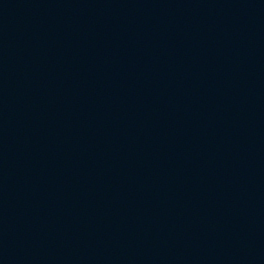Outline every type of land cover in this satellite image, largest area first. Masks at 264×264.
<instances>
[{"label": "water", "instance_id": "water-1", "mask_svg": "<svg viewBox=\"0 0 264 264\" xmlns=\"http://www.w3.org/2000/svg\"><path fill=\"white\" fill-rule=\"evenodd\" d=\"M0 264H264V0H0Z\"/></svg>", "mask_w": 264, "mask_h": 264}]
</instances>
